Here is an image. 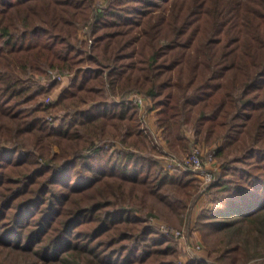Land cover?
Masks as SVG:
<instances>
[{
    "label": "trees",
    "instance_id": "obj_1",
    "mask_svg": "<svg viewBox=\"0 0 264 264\" xmlns=\"http://www.w3.org/2000/svg\"><path fill=\"white\" fill-rule=\"evenodd\" d=\"M133 93L171 150L195 141L220 163L214 205L195 221L198 257H180L152 217L180 225L200 178L158 157ZM5 254L21 264L262 258L264 0H0Z\"/></svg>",
    "mask_w": 264,
    "mask_h": 264
},
{
    "label": "rangeland",
    "instance_id": "obj_2",
    "mask_svg": "<svg viewBox=\"0 0 264 264\" xmlns=\"http://www.w3.org/2000/svg\"><path fill=\"white\" fill-rule=\"evenodd\" d=\"M84 27L85 26L82 25V27L79 28L80 36H83ZM63 85L64 84H60L59 87L61 88L63 87ZM146 104H147V101H146ZM150 112L151 111H149V105L147 107L145 106V112H144V108L143 110H140V116H141L143 125L145 127V130L149 134V138L151 142L154 143L158 148V152H159L158 157H160L162 160H165V161H167L168 159H175L177 163L182 164L183 166L182 168H184L185 171H189L190 173L192 172L194 175H197V170L188 165L189 158L192 156V154L194 153L197 154L196 151L199 152V155L202 158L206 157L210 152L211 153L213 152L212 157L211 159H209V161H206V159H203V162H204L203 167L207 168L206 170L211 172L214 175L213 181L216 180V177L220 171V163L218 162L217 157L215 156V153H214L215 151L213 150V148L210 145H205V144L202 145L199 143H195L194 141L192 142V144H190L191 145L190 148L189 147L180 148L179 149L180 151L178 152L171 150L167 146L165 140H163V138L161 137L162 135L161 128L159 127L156 128L154 124V120H153L154 116L152 117L153 111L151 113ZM187 134L191 136V133L189 131H187ZM200 183H201V180L199 181V184L196 190L198 197L197 199H195L196 201L193 202L190 206L191 208L190 214L188 215V217H183V218L181 217L182 223H181V218H180V225H176L166 219H162L159 217L158 218L152 217V222H154L157 226L158 224L163 223L167 225L168 227H171L172 229L179 230L182 232L181 237L175 238L179 242V245L181 247L180 257H188V255L190 254L189 246L192 252L198 251L197 246L200 247L199 251L202 250L201 248H203V242H202L203 240H202V236L200 232H198V230L196 229L195 221H196L197 215L200 213L201 210L213 207L214 199L217 197V195H215L213 192L208 190L207 187L209 185L205 187V189L204 187L203 189H201ZM165 233H167L168 235H171L169 228H168V231ZM197 254L199 256V252ZM12 259H13L12 255L5 254V256L3 255L0 256V263L2 262L4 264H21L25 261V258L23 257H16V259L14 260ZM247 264H264V256L262 258L252 259Z\"/></svg>",
    "mask_w": 264,
    "mask_h": 264
},
{
    "label": "built area",
    "instance_id": "obj_3",
    "mask_svg": "<svg viewBox=\"0 0 264 264\" xmlns=\"http://www.w3.org/2000/svg\"><path fill=\"white\" fill-rule=\"evenodd\" d=\"M54 74H55V72H54ZM56 77L58 78V79H61V80H63L64 79V77H62L61 75H56ZM132 99H133V101L139 106V108H140V110H143V108H144V112H145V106H146V99L143 97V95H141V94H139V93H133V95H132ZM52 100V97L51 96H48L47 98H46V101H51ZM145 105V106H144ZM197 152V154L196 153H194V154H192V156L189 158V163H188V165L189 166H191V167H193L194 169H196L197 170V176L200 178V180H201V183H200V186H201V189H203V187H204V189H205V187H207L208 185H210L212 182H213V178H214V175L211 173V172H209V171H207L206 169L207 168H204L203 167V164H204V162H203V159H206V161H209V159H211V157H212V153L210 152L206 157H204V158H202L200 155H199V152L198 151H196ZM202 159H200V158ZM169 160V164H171V165H175V166H178V167H183L182 166V164H180V163H177L176 161H175V159H168ZM167 160V161H168ZM186 163V164H187ZM184 169V168H183ZM158 227H159V229H161L163 232H167L168 231V228H169V230H170V234L171 235H173L175 238L176 237H181L182 236V232L181 231H179V230H175V229H172L171 227H168L167 225H165V224H163V223H161V224H158ZM197 248H198V251H199V246H197ZM189 251H190V254H189V256H191L192 258H195V257H198V251H191L190 250V246H189ZM197 254V255H196Z\"/></svg>",
    "mask_w": 264,
    "mask_h": 264
}]
</instances>
